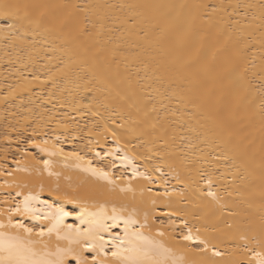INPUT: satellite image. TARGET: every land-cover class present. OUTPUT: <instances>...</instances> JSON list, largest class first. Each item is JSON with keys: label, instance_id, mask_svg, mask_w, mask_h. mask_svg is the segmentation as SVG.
<instances>
[{"label": "bare ground", "instance_id": "bare-ground-1", "mask_svg": "<svg viewBox=\"0 0 264 264\" xmlns=\"http://www.w3.org/2000/svg\"><path fill=\"white\" fill-rule=\"evenodd\" d=\"M0 240V264H259L264 0H0Z\"/></svg>", "mask_w": 264, "mask_h": 264}, {"label": "snow or ice", "instance_id": "snow-or-ice-1", "mask_svg": "<svg viewBox=\"0 0 264 264\" xmlns=\"http://www.w3.org/2000/svg\"><path fill=\"white\" fill-rule=\"evenodd\" d=\"M45 164H47V161H45ZM102 174L105 175V176L107 175L106 173H102ZM68 214L69 213H65V215H68ZM20 226L23 227V225H20ZM26 231L31 232L32 230L31 229H26ZM49 231H51V229ZM41 234H43L42 231H41ZM185 239H192V237H191V235H189V236H186ZM3 247H4V243H3L2 240H0V249H3ZM9 250L11 251V246H9ZM217 254H219V253H217ZM112 255L115 256V255H117V253L113 252ZM256 255H260V254L257 253ZM17 264H21V262H17ZM55 264H67V261L64 260L63 257H61L60 259H58L55 262ZM76 264H81L79 259L77 260ZM85 264H86V262H85ZM259 264H264V258L259 260Z\"/></svg>", "mask_w": 264, "mask_h": 264}]
</instances>
